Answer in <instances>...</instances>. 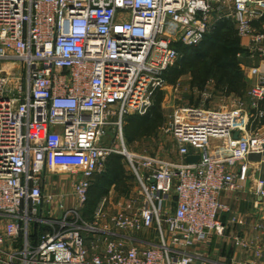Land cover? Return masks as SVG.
<instances>
[{"label": "built area", "instance_id": "2783aa9c", "mask_svg": "<svg viewBox=\"0 0 264 264\" xmlns=\"http://www.w3.org/2000/svg\"><path fill=\"white\" fill-rule=\"evenodd\" d=\"M219 1L0 0V264L204 260L206 242L226 230L221 194L242 191L248 156L264 153V135L248 132L242 103L175 110L163 132L177 163L125 154L142 196L135 214L118 203L105 222L102 197L84 222L46 183L50 173L78 176L71 190L84 207L92 179L120 153L105 141L107 129L122 143L124 118L149 110L181 58L175 46L202 42ZM230 1L224 19L247 40L249 58H264V0ZM248 97L253 108L264 101V78ZM189 150L197 163H185ZM254 184L264 200V179Z\"/></svg>", "mask_w": 264, "mask_h": 264}, {"label": "rangeland", "instance_id": "374dc122", "mask_svg": "<svg viewBox=\"0 0 264 264\" xmlns=\"http://www.w3.org/2000/svg\"><path fill=\"white\" fill-rule=\"evenodd\" d=\"M212 7L211 23L216 22V20H224V17L230 13L231 1L220 0L212 4ZM202 51L208 54L206 57L210 61H207L206 57L203 60H199L197 57L189 55L190 57L186 61L180 62L179 65L175 66L177 61L166 70V85L163 89L159 90L163 94L160 123L152 124L149 120L143 119V115L129 116L122 123V143L115 138V129H107L105 141L110 143L111 140H115L112 144L120 152L117 155L121 157L119 170L122 171V175L119 182L108 187L105 191L104 197L107 198L105 222L109 223L116 210L120 208L117 207L118 203L130 214H135L141 207L142 196L139 185L125 155L126 153L155 157L160 160L177 163L180 158L175 149L174 142L170 136L163 132V129L173 119L174 111L181 107H197L198 105H203V110H207V108L218 109L230 104L229 97L237 98L239 97L238 95H242L241 82L238 78H233L230 81L231 87L233 86L236 89H233L234 91H226L224 89L225 86L223 89L218 87V74L214 71L210 58L214 54V50L210 51L207 48H203ZM208 63L210 64V71L213 73L209 77L204 78L206 64ZM196 78H199L198 84L196 83ZM76 177L78 176L63 172L57 174L50 173L48 174L46 191L64 194L66 207L78 208L81 219L84 222H90L99 202L95 203L92 207L86 204L82 208L77 206V200L71 190L72 180L76 179ZM106 178H108L106 173L97 175L92 182V188H98L97 186ZM171 197H173V194H171ZM148 233H151V231ZM145 235L146 233H140L138 237Z\"/></svg>", "mask_w": 264, "mask_h": 264}, {"label": "crops", "instance_id": "0c3cea01", "mask_svg": "<svg viewBox=\"0 0 264 264\" xmlns=\"http://www.w3.org/2000/svg\"><path fill=\"white\" fill-rule=\"evenodd\" d=\"M243 49L246 39H240ZM240 69L243 73L245 88L242 95L229 97L230 104L209 111H224L242 103L249 116L248 132L264 135V101L256 108L250 104L248 91L261 78H264V58H249L246 54L240 58ZM203 106V105H198ZM249 179L242 191L223 192L220 201L227 205L230 213L221 216L226 230L223 236H212L202 249L203 261L197 264H264V200L255 195V179H264V153L251 154L247 158ZM235 217L237 223H232ZM242 241L244 246L235 245V240Z\"/></svg>", "mask_w": 264, "mask_h": 264}, {"label": "trees", "instance_id": "16d2710c", "mask_svg": "<svg viewBox=\"0 0 264 264\" xmlns=\"http://www.w3.org/2000/svg\"><path fill=\"white\" fill-rule=\"evenodd\" d=\"M175 48L181 56L175 66H177V64L179 65L180 62L186 61L190 56H195L197 59L203 60L208 55L203 53V48H207L210 51L214 50L215 52L213 51L214 54L212 53L213 55H211L210 58L213 65L212 67H214V71L218 74V87L223 89L225 86L224 89H226V91H234L236 89H234L233 86L231 87L230 81L233 78H238L241 82V94H243L245 88L244 76L239 67L241 60L237 55H244L245 49L242 48L235 25L231 21L227 19L216 20V22H213L209 31L205 34L202 42L198 45L193 47L177 45ZM206 58L207 61H210L208 57ZM166 73L167 71L164 73L165 81ZM212 73L213 72L210 71V64H206V74L204 78L209 77ZM195 80L198 84L199 78H196ZM162 102L163 94L160 91H157L154 95L152 106L143 115V119L149 120L152 124L160 123ZM127 118H129V116L124 119ZM120 159L121 157L117 154H112L107 158L103 172L98 175L106 173L108 178L97 186L98 188H92V182L97 175L92 179L86 205L92 207L95 203H98L100 199L104 197L107 188L119 182L122 175V171L119 170Z\"/></svg>", "mask_w": 264, "mask_h": 264}, {"label": "water", "instance_id": "95a60500", "mask_svg": "<svg viewBox=\"0 0 264 264\" xmlns=\"http://www.w3.org/2000/svg\"><path fill=\"white\" fill-rule=\"evenodd\" d=\"M237 135L235 134L234 137H236ZM200 159L199 154H192V151L189 150L188 153L186 155H184V161L187 164H193V163H197Z\"/></svg>", "mask_w": 264, "mask_h": 264}]
</instances>
